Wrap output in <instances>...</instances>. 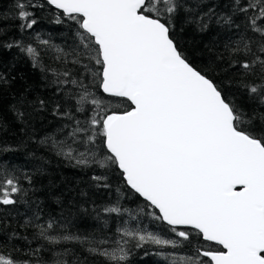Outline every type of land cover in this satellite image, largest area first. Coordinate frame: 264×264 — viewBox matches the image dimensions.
Segmentation results:
<instances>
[{
  "label": "snow or ice",
  "instance_id": "1",
  "mask_svg": "<svg viewBox=\"0 0 264 264\" xmlns=\"http://www.w3.org/2000/svg\"><path fill=\"white\" fill-rule=\"evenodd\" d=\"M46 3L56 9V23L64 22L62 13L74 25L78 43L67 52L49 40H39L56 52V61L63 65L62 71H50L65 105L72 106L61 111L56 103L53 108L55 115L69 122L59 130L67 129L63 139L48 135L38 143L75 167L119 171L163 230L125 224L117 228L119 239H96L50 234L55 225L49 221L37 226L38 236L54 246L86 245L87 253L103 258L105 264H127L133 248L146 245L171 249L158 253L170 264H264V111L259 110L264 108V0H235L233 13L244 15L245 31L252 33L241 36L231 48L232 55L251 59L230 62V67L242 70V77L255 78L240 84L249 100L258 102L251 110L237 104L224 83L190 62L174 23L182 0ZM34 7L43 5L15 0L21 31L37 24L35 13L28 10ZM204 19L186 22L206 28ZM221 19L240 28L232 16ZM13 46H19L34 66H42L38 47L5 45ZM93 88L121 98L127 107L120 110L119 104L101 98ZM35 104L42 110L45 101ZM77 114L85 118L78 119ZM16 116L25 121L31 113L16 110ZM6 127L0 119V132ZM0 176V204L13 205L17 202L13 195L25 190L15 175L0 170ZM25 179L31 182L30 177ZM92 180L110 186L108 175H94ZM103 212L131 216L119 201ZM188 246L191 253L181 251ZM71 256L72 250L64 248L53 254L52 264H69ZM0 264L32 262L0 252ZM72 264L85 261L77 257Z\"/></svg>",
  "mask_w": 264,
  "mask_h": 264
},
{
  "label": "trees",
  "instance_id": "2",
  "mask_svg": "<svg viewBox=\"0 0 264 264\" xmlns=\"http://www.w3.org/2000/svg\"><path fill=\"white\" fill-rule=\"evenodd\" d=\"M32 3L43 5L28 9L35 13L37 24L32 29L21 31V21L14 14L15 0H0V75L5 78L0 80V119L7 126L5 131L0 132V170L15 175L26 192L14 194L17 202L13 205L0 204V252L10 253L20 261L30 260L32 264H37V261L52 264L55 252L70 248L73 256L68 257L69 264L77 257L85 264H105L103 258L89 255L86 245L74 242L50 245L38 236L37 226H46L52 221L55 228L50 234L116 240L119 239L117 228L125 224L152 231H162L163 225L148 215L151 209L143 198L130 190L119 171L105 172L95 166L75 167L49 146L38 143L48 135L63 139L67 129L63 132L59 130L69 122L55 115L53 108L56 103L61 104V111L72 106L65 105L63 93L57 92L53 83L55 77L50 71H62L63 65L56 61V52L40 45L39 40H49L52 45L67 52L72 51L78 40L74 25L62 13L60 18L64 22L58 24L55 22L57 12L54 7L44 0H32ZM182 4L174 23L177 38L190 62L224 83L237 104L246 110L257 107L258 102L250 101L247 91L240 87L241 82L255 78L242 77V70L230 67L232 60L251 59L231 54V48L241 36L252 35L250 31H245L244 15H233L235 0H182ZM199 16L205 17L206 28L199 23L186 22ZM226 16H232L240 28L225 24L221 17ZM17 42L38 47L42 66H34L19 46L5 47ZM92 90L101 98L110 99L113 105L119 104L120 110L127 107L121 98H110L96 88ZM38 100L45 101L42 110H36L38 105L35 102ZM16 110L31 113V118L21 121L16 116ZM259 110L264 111V108ZM77 118L83 120L85 117L77 114ZM5 148L11 150L5 151ZM94 175H108L110 186H98L92 180ZM25 177H30L31 182ZM117 201L122 208L130 210L131 216L129 213L118 216L103 212V208ZM140 209L144 211L140 212ZM37 249V255L32 256L31 253ZM191 250L188 246L181 251L191 253ZM161 251L169 252L171 249L149 245L133 248L127 264H170V259L158 254Z\"/></svg>",
  "mask_w": 264,
  "mask_h": 264
},
{
  "label": "water",
  "instance_id": "3",
  "mask_svg": "<svg viewBox=\"0 0 264 264\" xmlns=\"http://www.w3.org/2000/svg\"><path fill=\"white\" fill-rule=\"evenodd\" d=\"M44 1H46V0H44ZM52 7H54V6H52ZM139 195V194H138ZM142 198V197H141Z\"/></svg>",
  "mask_w": 264,
  "mask_h": 264
}]
</instances>
